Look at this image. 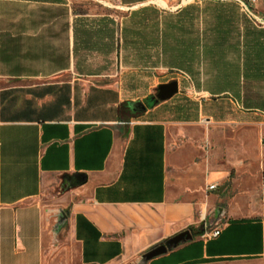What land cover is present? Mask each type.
<instances>
[{
    "label": "crops",
    "instance_id": "crops-1",
    "mask_svg": "<svg viewBox=\"0 0 264 264\" xmlns=\"http://www.w3.org/2000/svg\"><path fill=\"white\" fill-rule=\"evenodd\" d=\"M78 1L0 0V264H136L197 226L216 201L208 184L231 174L195 158L208 130L161 115L163 100L139 114L120 109L130 98L108 76L120 30L109 14L76 10ZM253 8L264 21V0ZM253 113L264 126V110ZM77 171L85 182L54 191ZM59 207L67 219L54 236ZM145 264H264V209Z\"/></svg>",
    "mask_w": 264,
    "mask_h": 264
},
{
    "label": "rangeland",
    "instance_id": "rangeland-1",
    "mask_svg": "<svg viewBox=\"0 0 264 264\" xmlns=\"http://www.w3.org/2000/svg\"><path fill=\"white\" fill-rule=\"evenodd\" d=\"M210 1L215 0H168L164 4L148 0L134 5H124L117 0L74 2L75 9L80 12L109 14L120 30L122 48L118 61L114 59L111 73L108 74L112 83L121 86L130 99L146 102L149 94L156 93L159 83L176 79L178 91L161 102V115L168 118L182 115L192 119L183 120L181 123L185 126L198 124L208 130V135L202 140L198 138L199 131H193L198 138L193 143V155L197 160L203 159L211 166L231 172L224 180L216 183L215 187H207L213 189V194L216 193V201L214 205L205 206L203 218L197 226L203 225L208 230L215 226L222 227L230 216L257 215L264 209V126L256 122L261 115L253 113L256 109L244 108L226 93H212L204 88L206 84H210V80L202 72L203 68L195 62L192 65L194 72L178 68L168 69L153 55L150 58V66L138 65L135 58L136 49H146L153 53L160 45L145 49L141 42L126 45L122 29L127 27L147 35L151 29H155L152 35H157L167 24H172L175 35L181 37L182 45L186 48L191 32L194 29L202 31L212 22L201 10H192L190 6L195 5L202 9ZM222 1L232 5L237 13L234 25L240 34L229 41H243V27L246 23L255 27L264 26L263 20V23H260L248 17L233 0ZM144 16L147 17L145 22L137 23ZM231 34L237 35L235 27ZM133 38L138 37L134 33H128L125 39L130 41ZM172 45L175 46L176 42L172 41ZM226 57L233 60V52H229ZM182 62L185 64V60ZM196 70L199 72H195ZM64 189V186L60 185L54 191ZM198 213L196 210L195 214ZM58 264L68 262L58 260Z\"/></svg>",
    "mask_w": 264,
    "mask_h": 264
},
{
    "label": "trees",
    "instance_id": "trees-1",
    "mask_svg": "<svg viewBox=\"0 0 264 264\" xmlns=\"http://www.w3.org/2000/svg\"><path fill=\"white\" fill-rule=\"evenodd\" d=\"M190 9L201 10L212 22L202 31L194 29L186 48L182 45L181 37L175 35L172 24H167L157 35H152L155 29H151L147 35L124 27L122 34L126 45L141 42L144 49L156 44L160 45L153 53L146 49L137 50L135 47L136 63L148 66L152 64L150 58L153 55L168 69L178 68L194 72L192 65L195 62L203 68L202 72L210 80V84H206L204 88L212 93H226L246 109L264 110V27H255L246 23L243 27V41L231 42L230 38L240 34L234 25L237 13L232 5L226 1L215 0L206 3L202 9L195 5L190 6ZM146 18L142 17L137 23L145 22ZM111 21L114 22L113 19ZM234 27L237 35L231 34ZM128 33H134L138 38L127 41L125 38ZM172 41L176 42L175 46L172 45ZM229 52H233V60L226 57ZM184 60L185 64L182 62ZM195 72L198 73L199 70ZM149 96L150 94L146 97V101ZM159 101L161 100L150 101L148 107ZM121 108H127L130 114L142 112L132 110L128 100L120 104ZM189 228L193 235L203 233L205 230L203 225H191Z\"/></svg>",
    "mask_w": 264,
    "mask_h": 264
},
{
    "label": "water",
    "instance_id": "water-1",
    "mask_svg": "<svg viewBox=\"0 0 264 264\" xmlns=\"http://www.w3.org/2000/svg\"><path fill=\"white\" fill-rule=\"evenodd\" d=\"M178 91V81L172 79L170 81L162 82L157 85V91L155 94H150L148 100L143 102L141 100H128L129 107L134 111H144L150 101L156 102L158 100H164L171 97L175 92ZM87 179V174L85 172H73L63 177L61 185L64 188H68L70 185H77L85 182ZM56 219L53 223V234L60 230L62 224L67 219V212L64 208L59 207L56 209ZM193 238V234L189 227L183 228L169 236L163 238L160 242H157L143 251L139 258L137 259L136 264H145L146 261L156 255L166 252L168 249Z\"/></svg>",
    "mask_w": 264,
    "mask_h": 264
},
{
    "label": "built area",
    "instance_id": "built-area-1",
    "mask_svg": "<svg viewBox=\"0 0 264 264\" xmlns=\"http://www.w3.org/2000/svg\"><path fill=\"white\" fill-rule=\"evenodd\" d=\"M239 7L240 9L245 13L250 18L258 20V22L263 23V21L258 17V15L255 13L253 4L257 0H233ZM262 139L264 140V136H262ZM209 188L215 187L214 183L208 184ZM221 227L220 226H215L211 229H206L203 232V235L206 237H211V236H216L220 233Z\"/></svg>",
    "mask_w": 264,
    "mask_h": 264
}]
</instances>
